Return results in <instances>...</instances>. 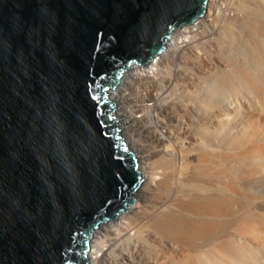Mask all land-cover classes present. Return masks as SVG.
Returning a JSON list of instances; mask_svg holds the SVG:
<instances>
[{
    "label": "water",
    "instance_id": "95a60500",
    "mask_svg": "<svg viewBox=\"0 0 264 264\" xmlns=\"http://www.w3.org/2000/svg\"><path fill=\"white\" fill-rule=\"evenodd\" d=\"M208 4L0 0V264H87L143 181L110 93Z\"/></svg>",
    "mask_w": 264,
    "mask_h": 264
},
{
    "label": "bare ground",
    "instance_id": "6f19581e",
    "mask_svg": "<svg viewBox=\"0 0 264 264\" xmlns=\"http://www.w3.org/2000/svg\"><path fill=\"white\" fill-rule=\"evenodd\" d=\"M235 24L246 58L231 50L214 62L197 37L213 24L194 22L111 91L143 181L135 202L93 231L87 264H264V200L246 208L227 195L264 161V145L246 149L264 120V0H248Z\"/></svg>",
    "mask_w": 264,
    "mask_h": 264
},
{
    "label": "rangeland",
    "instance_id": "374dc122",
    "mask_svg": "<svg viewBox=\"0 0 264 264\" xmlns=\"http://www.w3.org/2000/svg\"><path fill=\"white\" fill-rule=\"evenodd\" d=\"M247 7H248V0H209L208 11L204 17L205 20L203 19L204 20L203 21L202 19H199L197 22H195V24L198 25H200L203 22L205 23L211 22V24H213L214 28H211L212 26L209 27L211 30L209 28L208 30L203 28L204 31L203 29H200V31H198L199 35L197 34V37L198 36L204 37V40L202 41L199 40L200 37L198 38V40L201 41L200 45L198 44L199 48H201L200 50L207 51L212 56L214 62H216L217 60L226 62L228 57L227 55H231L230 53L231 50L237 51L245 58L247 57L245 52L246 46H248V44L245 46V44L247 43V39L242 34L243 33L242 30H240V28H237L238 26L236 24L234 25L235 20L238 21L244 16V13L247 11ZM205 34H207V36H205ZM243 39L245 41H243ZM125 76L122 78V83H123V79H125ZM253 113L256 112L254 111ZM251 124H248L247 126L248 127L254 126V123ZM260 145L261 146L264 145V120L260 122V130L258 131L257 135L253 138V140L247 144V146L249 147H247L246 149L251 150L252 147L260 148L261 147ZM261 149L263 151V152L261 151V156L263 155L261 158H263L264 160V149L262 147ZM261 162L262 163H260V161L257 162V164H255V167L254 166L249 167L247 170L246 168H244L245 171L242 170L244 174H242L241 177H245L246 179L250 178L251 179L250 183L252 182L251 184H244V185L239 184L240 186L239 185L236 186L235 183H232V185L231 182L230 184L227 183V195L230 197H234L240 202H242V204H244L246 208H250L252 205H254L255 199L264 200V169H263L264 161ZM257 165L259 166L257 167ZM253 169L254 170L258 169L257 173H255ZM251 175L253 177H251ZM238 189L240 190L238 191Z\"/></svg>",
    "mask_w": 264,
    "mask_h": 264
},
{
    "label": "snow or ice",
    "instance_id": "6c2138e0",
    "mask_svg": "<svg viewBox=\"0 0 264 264\" xmlns=\"http://www.w3.org/2000/svg\"><path fill=\"white\" fill-rule=\"evenodd\" d=\"M98 36H99V34H98ZM97 99H103V97L101 96V97H99V98H97ZM76 235H78V232H73V236H76ZM87 246H88V241H86V240H84V239H81V241H80V247L83 249V248H87Z\"/></svg>",
    "mask_w": 264,
    "mask_h": 264
}]
</instances>
